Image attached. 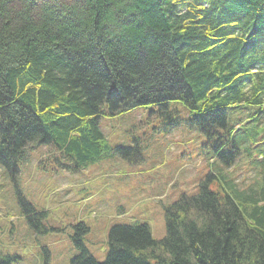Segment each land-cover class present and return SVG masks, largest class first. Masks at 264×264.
Here are the masks:
<instances>
[{"label":"trees","instance_id":"1","mask_svg":"<svg viewBox=\"0 0 264 264\" xmlns=\"http://www.w3.org/2000/svg\"><path fill=\"white\" fill-rule=\"evenodd\" d=\"M150 106L201 135L209 171L165 207V238L115 226L99 263L81 223L71 264H264V0H0L4 172L31 144L93 164L113 150L99 120ZM22 207L39 232L43 213Z\"/></svg>","mask_w":264,"mask_h":264},{"label":"rangeland","instance_id":"2","mask_svg":"<svg viewBox=\"0 0 264 264\" xmlns=\"http://www.w3.org/2000/svg\"><path fill=\"white\" fill-rule=\"evenodd\" d=\"M168 117L150 106L101 118V131L113 150H105L93 164L78 165L56 149L47 153V148L31 144L18 174L0 169L3 263L71 264L78 252L69 235L81 223L89 228L84 242L99 263L107 259L109 231L115 225L147 224L156 241L165 238V207L197 191L209 171L205 158L210 153L187 122L179 128ZM117 148L133 152L124 157ZM41 157L43 164L38 163ZM248 168L236 175L240 183L252 181ZM22 202L43 213L39 232L27 226Z\"/></svg>","mask_w":264,"mask_h":264}]
</instances>
